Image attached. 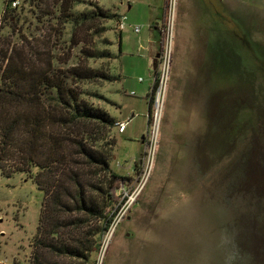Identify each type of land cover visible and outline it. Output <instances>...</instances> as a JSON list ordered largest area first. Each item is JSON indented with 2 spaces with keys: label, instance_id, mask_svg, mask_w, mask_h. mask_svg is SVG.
I'll return each mask as SVG.
<instances>
[{
  "label": "rangeland",
  "instance_id": "1",
  "mask_svg": "<svg viewBox=\"0 0 264 264\" xmlns=\"http://www.w3.org/2000/svg\"><path fill=\"white\" fill-rule=\"evenodd\" d=\"M18 1L16 17L7 20L0 0L1 42L11 39L44 67L50 61L63 71L86 62L120 76L73 85L113 125L87 120L60 131L104 149L108 168L132 178L120 185V195L136 190L97 252L75 259L46 249L45 264H264V0H224L233 15L221 0H168L166 13L165 0ZM100 8L126 14L125 27L120 31L119 17L99 14ZM159 33L164 48L171 39V65L157 130L148 121L147 94L153 59L163 53ZM98 49L110 55L87 57ZM122 120L127 131L120 132ZM48 138L41 148L46 155ZM68 146V165L82 173L88 193L99 184L107 189L110 172L89 165L78 145ZM38 171L33 166L7 176L0 168V264L33 260L45 199ZM119 209L117 203L116 215ZM61 219L68 224L70 217ZM78 226L58 233L98 240L99 233L88 234L93 226Z\"/></svg>",
  "mask_w": 264,
  "mask_h": 264
},
{
  "label": "trees",
  "instance_id": "2",
  "mask_svg": "<svg viewBox=\"0 0 264 264\" xmlns=\"http://www.w3.org/2000/svg\"><path fill=\"white\" fill-rule=\"evenodd\" d=\"M13 1L6 0L5 3L3 18L7 20L16 17ZM167 3L168 0H165L164 13L167 12ZM97 12L110 18L120 16L113 12L107 13L102 8ZM155 27L158 28V25ZM121 40L119 33V54L122 53ZM156 40L160 42L163 50L165 39L160 33ZM11 41L8 39L7 42H1L0 39V168L6 171L7 176H11L17 170L25 171L35 166L39 169V177H44L43 180L37 178L45 191V199L38 236L40 238L30 264H45L43 250L46 249L70 258L87 259L92 251L97 252L100 249L102 236L111 228L116 215L115 205L122 202V194L118 193L120 185L132 178L108 168L104 149L94 148L93 143L86 147L87 144L81 139L76 140L70 133L64 134L60 130H64V127L79 126L87 120L97 121L101 126L113 125V119L107 111L86 100L81 96L82 91L73 85L98 79L113 81L120 76H106L86 62L63 71L50 65V61L49 65L44 67L43 63L35 64L30 55L18 50ZM105 53L110 55L109 52L98 49L88 52L87 57H102ZM35 56H38L39 61H43L41 52H36ZM153 72L156 79L152 92L147 94L150 124L154 93L159 83L157 69ZM48 126L55 130L48 132ZM99 132L101 133L98 129ZM47 138L51 142V154L46 155L41 148ZM70 142L78 145V154L83 156L89 165L94 164L110 172L107 189L99 184L94 186L95 193H88L83 187L82 173L68 165L66 148ZM73 161L80 162L76 158ZM20 163L24 164V167L19 166ZM89 183L92 186V182ZM75 213L79 217L71 218ZM66 215L70 217L68 224L62 219L59 220ZM72 224L81 228L93 226L88 234L99 233L98 240L94 242L86 234L80 240L74 237L71 239L72 237L65 235L67 232L59 235L61 227Z\"/></svg>",
  "mask_w": 264,
  "mask_h": 264
},
{
  "label": "built area",
  "instance_id": "3",
  "mask_svg": "<svg viewBox=\"0 0 264 264\" xmlns=\"http://www.w3.org/2000/svg\"><path fill=\"white\" fill-rule=\"evenodd\" d=\"M19 3L18 0H14L12 2L13 6H16ZM127 15L126 14H121L118 18V28L119 30H122L125 27V23L127 20ZM133 29L135 32H140L141 31V26L140 25H134ZM168 38V37H167ZM170 44L167 45L162 51L163 53H160V58H159V69L158 71V78H159V83L158 86L155 90L154 93V100L153 103H155V111L153 110L152 112V122H154V125H156L157 130L160 124V120H161V96H162V92L163 89L165 90L166 88V84H167V80H168V76H169V72H170V65H171V39H169ZM165 41V40H164ZM156 79V77L154 78V80ZM139 80H142V77L139 78ZM152 92V90H151ZM132 94H134V91H132ZM117 127L118 130L120 132H123L126 130L127 124L128 122L126 120H122V121H117ZM121 186H123V184H121ZM120 186L119 189H121L122 187ZM141 188V187H140ZM140 188L138 190H140ZM136 191V190H135ZM132 193H126L125 196H122L121 199V203H120V209L119 212L117 213V215L115 216V220L116 223L119 221L120 216L123 217L125 211H127L131 204L135 201L134 198V192ZM113 221V223H114Z\"/></svg>",
  "mask_w": 264,
  "mask_h": 264
},
{
  "label": "flooded vegetation",
  "instance_id": "4",
  "mask_svg": "<svg viewBox=\"0 0 264 264\" xmlns=\"http://www.w3.org/2000/svg\"><path fill=\"white\" fill-rule=\"evenodd\" d=\"M221 4L224 6V8H223V11L225 12V10L226 11H229V9L227 8V6H226V2L224 1V0H221ZM221 12L220 10H218V12H215V14L217 15V17H218V19L220 20V21H222V19H223V16H224V12ZM234 10H231V12L229 11V13L231 14V15H233V13H235L236 11H234ZM217 23V22H216ZM157 24H155V26H156ZM215 25H218V24H215ZM224 24H221V26H223ZM154 26V27H155ZM220 26V27H221ZM156 28V27H155ZM217 29H219V28H217ZM156 30V29H155ZM233 32V31H232ZM231 32V33H232Z\"/></svg>",
  "mask_w": 264,
  "mask_h": 264
},
{
  "label": "water",
  "instance_id": "5",
  "mask_svg": "<svg viewBox=\"0 0 264 264\" xmlns=\"http://www.w3.org/2000/svg\"><path fill=\"white\" fill-rule=\"evenodd\" d=\"M159 53H157L153 59V70L157 69L158 66Z\"/></svg>",
  "mask_w": 264,
  "mask_h": 264
},
{
  "label": "crops",
  "instance_id": "6",
  "mask_svg": "<svg viewBox=\"0 0 264 264\" xmlns=\"http://www.w3.org/2000/svg\"><path fill=\"white\" fill-rule=\"evenodd\" d=\"M154 33H155V32H154ZM152 37H153V39L155 38V36H154V35H153ZM155 39H156V38H155ZM126 131H127V129H126Z\"/></svg>",
  "mask_w": 264,
  "mask_h": 264
}]
</instances>
